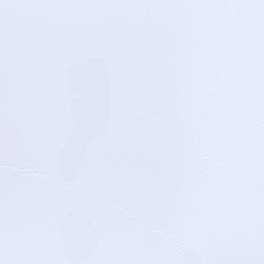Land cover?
<instances>
[{"label": "snow or ice", "instance_id": "obj_1", "mask_svg": "<svg viewBox=\"0 0 264 264\" xmlns=\"http://www.w3.org/2000/svg\"><path fill=\"white\" fill-rule=\"evenodd\" d=\"M0 264H264V0H0Z\"/></svg>", "mask_w": 264, "mask_h": 264}]
</instances>
